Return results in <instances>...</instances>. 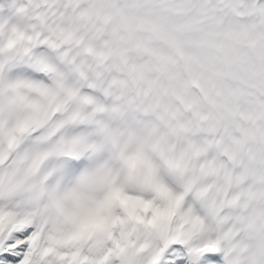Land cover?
Here are the masks:
<instances>
[{"label":"snow or ice","instance_id":"6c2138e0","mask_svg":"<svg viewBox=\"0 0 264 264\" xmlns=\"http://www.w3.org/2000/svg\"><path fill=\"white\" fill-rule=\"evenodd\" d=\"M0 264H264V0H0Z\"/></svg>","mask_w":264,"mask_h":264}]
</instances>
